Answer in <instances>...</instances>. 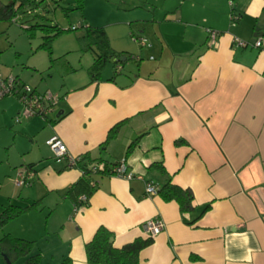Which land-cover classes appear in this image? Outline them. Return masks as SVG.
I'll use <instances>...</instances> for the list:
<instances>
[{
	"label": "crops",
	"instance_id": "obj_1",
	"mask_svg": "<svg viewBox=\"0 0 264 264\" xmlns=\"http://www.w3.org/2000/svg\"><path fill=\"white\" fill-rule=\"evenodd\" d=\"M132 6L140 12L111 24L126 23L151 38L130 57L138 69L127 68L128 60L118 70L113 61L112 74L105 62L76 81L77 69L68 64L65 73L73 77L60 93L46 90L59 98L54 111L22 121L19 132L32 142L24 166L13 167L9 159L4 165L0 214L8 205H37L0 229V239L10 234L33 241L42 264L66 257L90 264L85 245L100 226L120 248L149 237L144 223L156 218L165 227L141 250L139 264H264V46L251 44L256 37L264 42V0H140ZM208 29L220 33L214 44ZM235 37L248 45L236 46ZM111 51L126 54L125 48ZM10 98L0 101V115ZM20 110L19 104L13 115ZM121 121L116 137L100 149ZM53 135L72 156L90 154L111 168L124 160L133 178L93 175L89 204L76 209L66 189L82 172L67 160L55 162L46 143ZM27 169L32 182L16 185L18 172ZM167 175L191 189L193 212L147 194L149 181L161 184ZM0 264L7 263L0 257Z\"/></svg>",
	"mask_w": 264,
	"mask_h": 264
},
{
	"label": "rangeland",
	"instance_id": "obj_2",
	"mask_svg": "<svg viewBox=\"0 0 264 264\" xmlns=\"http://www.w3.org/2000/svg\"><path fill=\"white\" fill-rule=\"evenodd\" d=\"M1 1L7 3L9 0ZM135 1L140 0H84L82 7L77 0H32L24 7L18 2L13 18L0 17V71L19 76L39 92L49 89L56 94L60 93L68 76L73 75L65 73L68 64L77 69L74 80L80 81L81 77L93 76L98 70L93 63L99 55H107L106 70L113 74L112 64L116 60L112 57L113 48H125L124 52L133 58L141 50L140 42L133 35L151 42L146 34L140 36L136 30L127 29L126 23L111 24L126 22L131 14L139 13L140 10L132 6ZM36 25L61 28L51 49L42 46L46 31L35 28ZM102 26L108 29L109 39L101 34ZM30 27L33 29L29 30ZM116 65L122 68L121 63ZM137 66L129 59L127 68L137 70ZM16 103L14 97L8 99L7 113L0 115V165H3L0 176L4 174L8 159L13 167L24 166L32 142V138L19 132L25 122H15L13 112H17L19 105Z\"/></svg>",
	"mask_w": 264,
	"mask_h": 264
},
{
	"label": "trees",
	"instance_id": "obj_3",
	"mask_svg": "<svg viewBox=\"0 0 264 264\" xmlns=\"http://www.w3.org/2000/svg\"><path fill=\"white\" fill-rule=\"evenodd\" d=\"M84 0H77L78 5L82 7ZM20 2V7L32 2V0H9L7 3H3L0 0V17L1 18H13L15 16V6ZM41 28L46 31L44 36V42L42 46L51 49L53 40L60 34L61 28L57 25H36L35 28ZM31 28V29H30ZM32 30L33 27H30ZM101 34L107 39L105 30L101 29ZM109 45V44H108ZM109 56L99 55L93 64L94 68L99 69L108 60ZM112 57L116 60L122 61V58L126 57L125 61H128L131 57L130 54H124L122 52L112 51ZM123 121L115 124L108 132L106 141L101 144L100 149H103L110 143L118 134L120 126ZM138 139H135L128 147L125 158L131 153L135 145L138 143ZM103 163V169L94 170V166ZM119 163H116L118 165ZM115 165V167H116ZM157 166L153 164L152 167ZM162 167V164H160ZM82 172V177L70 187L66 189V194H72L75 199V206H80L82 203L79 197L86 194L89 198L95 191L96 184L93 185V180L91 179L93 175H115L114 168H111L109 163L102 159H94L90 154H85L80 156V159L76 162L75 166ZM167 178L161 184H156L158 186L157 195H159L163 200L176 201L179 204L180 210L182 212H193L196 208L193 205L194 195L191 189L180 187L172 182L171 176L167 175ZM89 204V202H88ZM87 204V205H88ZM37 205V202L27 206L21 207L16 205L6 206L0 214V229L4 228L13 219L19 217L25 212L32 210ZM86 205V206H87ZM210 204L204 206L200 214L195 218L198 220L208 209ZM193 220V222L195 221ZM113 238V233L105 226H100L95 232L92 239L86 243L85 250L87 255L88 263L90 264H139V255L141 250L153 243V237L147 238H136L132 242L126 243L122 247L118 248L111 242ZM34 242L23 238L15 237L10 234L4 235L0 239V257L4 260L3 255H7L13 264H16L18 260L25 259V264H42L40 254H34ZM5 262V260H4ZM6 263V262H5ZM60 264H72L70 257H66Z\"/></svg>",
	"mask_w": 264,
	"mask_h": 264
},
{
	"label": "built area",
	"instance_id": "obj_4",
	"mask_svg": "<svg viewBox=\"0 0 264 264\" xmlns=\"http://www.w3.org/2000/svg\"><path fill=\"white\" fill-rule=\"evenodd\" d=\"M237 16L232 14L231 22L232 25L236 24ZM209 41L211 43H215L220 33L214 29H208ZM133 35V34H132ZM133 38L136 41H139L141 45H151L148 43L146 38L138 37L136 38L133 35ZM233 42L238 47H246L248 45L247 42L242 41L241 39L235 37ZM255 47H263L264 42L260 37H256L252 43ZM121 69V66L118 67V70ZM6 97H14L20 104L21 110L18 115L15 117L16 123H21L23 120H28L34 117L47 118L51 112L54 111L56 105L59 102V98L55 96L50 91L39 92L36 88L22 81L18 76L12 74H4L0 71V101ZM47 145L49 146L53 159L55 162H63L67 160L70 166H75L76 162L80 159V156H72L64 141L58 137L57 135L51 136L47 141ZM94 170L103 169V163H99L94 166ZM114 173L117 176L126 177L128 179H132L133 175L128 171L126 163L122 160L116 167L114 168ZM34 173L32 169L20 170L16 176L15 184L18 186H26L32 182ZM96 183H93L95 185ZM158 190V186L154 183L150 182L146 185V191L148 195H156ZM81 201L80 206H76V209L84 207L89 202V197L86 194H83L79 197ZM165 227V224L160 219H148L144 223L145 232L150 237L157 236Z\"/></svg>",
	"mask_w": 264,
	"mask_h": 264
},
{
	"label": "water",
	"instance_id": "obj_5",
	"mask_svg": "<svg viewBox=\"0 0 264 264\" xmlns=\"http://www.w3.org/2000/svg\"><path fill=\"white\" fill-rule=\"evenodd\" d=\"M134 58H136V57H134ZM127 58L126 57H124V58H122V61H125ZM115 62H118V63H120L121 61L120 60H115ZM111 242H113V238H111ZM3 258H4V260H5V262L7 263V264H13L11 261H10V259L8 258V256L7 255H3Z\"/></svg>",
	"mask_w": 264,
	"mask_h": 264
}]
</instances>
